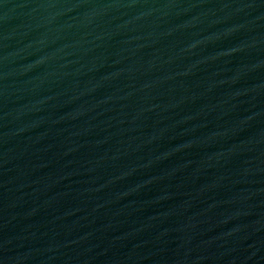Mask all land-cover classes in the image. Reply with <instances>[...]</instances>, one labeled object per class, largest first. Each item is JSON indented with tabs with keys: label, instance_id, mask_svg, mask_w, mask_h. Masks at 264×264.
Returning <instances> with one entry per match:
<instances>
[{
	"label": "water",
	"instance_id": "1",
	"mask_svg": "<svg viewBox=\"0 0 264 264\" xmlns=\"http://www.w3.org/2000/svg\"><path fill=\"white\" fill-rule=\"evenodd\" d=\"M0 264H264V0H0Z\"/></svg>",
	"mask_w": 264,
	"mask_h": 264
}]
</instances>
